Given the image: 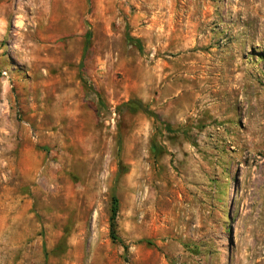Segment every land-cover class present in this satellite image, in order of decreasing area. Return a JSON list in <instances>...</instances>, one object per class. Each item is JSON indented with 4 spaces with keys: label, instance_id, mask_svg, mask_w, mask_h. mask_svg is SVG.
Here are the masks:
<instances>
[{
    "label": "rangeland",
    "instance_id": "rangeland-1",
    "mask_svg": "<svg viewBox=\"0 0 264 264\" xmlns=\"http://www.w3.org/2000/svg\"><path fill=\"white\" fill-rule=\"evenodd\" d=\"M0 264H264V0H0Z\"/></svg>",
    "mask_w": 264,
    "mask_h": 264
},
{
    "label": "trees",
    "instance_id": "trees-1",
    "mask_svg": "<svg viewBox=\"0 0 264 264\" xmlns=\"http://www.w3.org/2000/svg\"><path fill=\"white\" fill-rule=\"evenodd\" d=\"M121 106H127L132 112H135L138 109H143L145 113L151 114L153 117L158 118L156 114L149 111V109L147 107H144L142 103L138 100H129L128 102L123 103ZM118 212H119L118 198L116 197V195H113L112 207H111V217H110V232H111V238L114 241L119 240L116 234V227H117L116 219H117Z\"/></svg>",
    "mask_w": 264,
    "mask_h": 264
},
{
    "label": "built area",
    "instance_id": "built-area-1",
    "mask_svg": "<svg viewBox=\"0 0 264 264\" xmlns=\"http://www.w3.org/2000/svg\"><path fill=\"white\" fill-rule=\"evenodd\" d=\"M3 74H4V75H7V73H6V72H4Z\"/></svg>",
    "mask_w": 264,
    "mask_h": 264
}]
</instances>
